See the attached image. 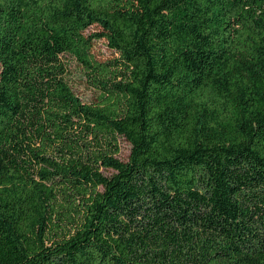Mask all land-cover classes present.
Masks as SVG:
<instances>
[{"label": "trees", "instance_id": "obj_1", "mask_svg": "<svg viewBox=\"0 0 264 264\" xmlns=\"http://www.w3.org/2000/svg\"><path fill=\"white\" fill-rule=\"evenodd\" d=\"M0 264H264V0H0Z\"/></svg>", "mask_w": 264, "mask_h": 264}, {"label": "rangeland", "instance_id": "obj_2", "mask_svg": "<svg viewBox=\"0 0 264 264\" xmlns=\"http://www.w3.org/2000/svg\"><path fill=\"white\" fill-rule=\"evenodd\" d=\"M95 28H91L90 32ZM93 54L100 61H105L115 57V51L109 46L108 41L100 39L94 42ZM69 64V81L75 91L85 102L95 101L97 99V92L92 89L86 80L83 66L75 59L68 57ZM131 153V144L126 139L122 138L120 142V152L118 158L123 161H127ZM105 175H111L113 170L104 169Z\"/></svg>", "mask_w": 264, "mask_h": 264}]
</instances>
